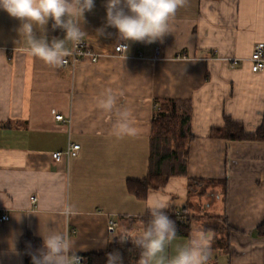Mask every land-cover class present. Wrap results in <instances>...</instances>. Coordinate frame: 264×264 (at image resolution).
I'll return each instance as SVG.
<instances>
[{"label":"crops","instance_id":"obj_1","mask_svg":"<svg viewBox=\"0 0 264 264\" xmlns=\"http://www.w3.org/2000/svg\"><path fill=\"white\" fill-rule=\"evenodd\" d=\"M94 3L84 14L85 40L103 55L96 62L83 57L76 67L23 54V42L15 43L19 21L0 9V219L9 216L0 220V264H25L23 239L43 244L41 233L50 229L67 233L79 255L105 252L110 221L146 217L153 193L192 217L191 234L212 237L208 264H264V140L213 134L227 117L251 134L264 121V69L253 71L250 59L264 42V0H188L162 42H127L125 55H111L124 41L105 28L106 0ZM51 24L49 40L63 38ZM230 57L240 64L223 59ZM106 89L131 112L136 136L113 134L112 114L97 103ZM168 98L192 103L187 172L140 198L130 184L149 175L152 121ZM72 143L80 144L77 155L53 159ZM65 203L77 214L65 217Z\"/></svg>","mask_w":264,"mask_h":264},{"label":"clouds","instance_id":"obj_2","mask_svg":"<svg viewBox=\"0 0 264 264\" xmlns=\"http://www.w3.org/2000/svg\"><path fill=\"white\" fill-rule=\"evenodd\" d=\"M188 0H106V25L117 29L119 50L127 53V42L151 44L163 41L172 33V23L179 9L186 7ZM95 7L94 0H0V9L19 21L16 28L23 42L20 51L29 57L38 58L52 67H60L65 58L85 40L84 14ZM62 30L63 38L48 37V24ZM105 28L97 30L104 35ZM71 44L70 48L68 45ZM0 57H5L0 50ZM98 107L113 116L112 132L118 138L136 136L132 114L118 102L111 89L104 90L98 97ZM169 197L153 193L147 197L145 212L148 219L139 220V227L131 230L121 223L113 229L114 242L131 243L139 250L137 264H208L212 254V237L200 230L192 233L183 243H175L178 229L175 220L168 215ZM65 217L76 215L73 205L65 203L62 208ZM132 214H129L131 219ZM43 244L32 255V264H82L74 242L67 233L50 229L42 234ZM106 264H124L118 250L106 253Z\"/></svg>","mask_w":264,"mask_h":264},{"label":"trees","instance_id":"obj_3","mask_svg":"<svg viewBox=\"0 0 264 264\" xmlns=\"http://www.w3.org/2000/svg\"><path fill=\"white\" fill-rule=\"evenodd\" d=\"M156 107V113L152 121L151 136V162L149 175L144 179L132 180L130 190L143 198L150 189H159L164 186L169 178L174 175L186 174L189 161V142L192 138L191 117L192 103L188 99H162ZM214 136L230 140H264V121L255 133H248L245 126L226 118L224 126L213 131ZM168 215L175 220L178 236H188L192 232V217L168 208ZM177 212H181L178 215ZM147 220L148 217H141ZM127 222L129 229L137 226V220ZM42 244L31 236H26L22 241V249L25 255V264H32V255L40 249ZM118 250L123 256L124 264H137L139 250L130 242L124 245L114 242L112 239L105 252L86 253L82 264H106V253Z\"/></svg>","mask_w":264,"mask_h":264},{"label":"built area","instance_id":"obj_4","mask_svg":"<svg viewBox=\"0 0 264 264\" xmlns=\"http://www.w3.org/2000/svg\"><path fill=\"white\" fill-rule=\"evenodd\" d=\"M120 44H123L125 42H118ZM117 43V44H118ZM117 44L114 45L113 53L111 55H125V52L122 50H119L117 47ZM129 48V46H128ZM103 54L93 52L90 47L88 46V43L86 40H84L74 51L73 54L65 58L64 66L66 65H72L73 67H76L77 64L80 62V60L83 57H89L93 62L98 61ZM225 61L230 62L232 65L237 66L240 64L241 59L236 57H230V58H223ZM253 62L252 69L253 71H261L264 69V42H259L255 45V49L251 55L250 58ZM53 113L55 114V118L57 120L64 119V116L62 114L57 113L55 110H53ZM80 149V144L78 143H72L66 149L65 151H56L52 154V157L55 161H62L64 157L69 159L71 156H75L78 154V151ZM31 201L35 203L37 201V196L32 195L30 197ZM178 215H181V212H177ZM9 219L8 214H2L1 221H6ZM117 225V222L114 220H111L109 223V229L113 231L114 227Z\"/></svg>","mask_w":264,"mask_h":264},{"label":"rangeland","instance_id":"obj_5","mask_svg":"<svg viewBox=\"0 0 264 264\" xmlns=\"http://www.w3.org/2000/svg\"><path fill=\"white\" fill-rule=\"evenodd\" d=\"M191 196H193V194H191ZM200 203V202H199ZM196 205V204H195ZM197 208V207H196Z\"/></svg>","mask_w":264,"mask_h":264}]
</instances>
